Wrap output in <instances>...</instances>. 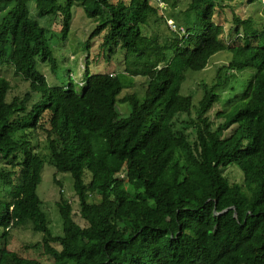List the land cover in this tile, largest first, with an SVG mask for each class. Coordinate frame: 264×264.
<instances>
[{
    "label": "trees",
    "instance_id": "1",
    "mask_svg": "<svg viewBox=\"0 0 264 264\" xmlns=\"http://www.w3.org/2000/svg\"><path fill=\"white\" fill-rule=\"evenodd\" d=\"M32 3L59 32L32 15ZM78 7L95 25L84 42L92 63L144 77L139 91L121 97L117 71L91 73L88 61L83 84L58 73L53 38L66 42ZM159 8L151 0H0V66L25 82L11 93L0 75V264H264V18L225 0H190L183 12L192 20L171 16L172 26ZM152 15L167 24L163 41ZM221 50L228 62L200 83L194 102L182 92L187 72ZM41 139L55 183L57 172L69 173L79 206L60 191L59 235L37 191ZM22 228L43 237L13 247Z\"/></svg>",
    "mask_w": 264,
    "mask_h": 264
},
{
    "label": "rangeland",
    "instance_id": "2",
    "mask_svg": "<svg viewBox=\"0 0 264 264\" xmlns=\"http://www.w3.org/2000/svg\"><path fill=\"white\" fill-rule=\"evenodd\" d=\"M156 5H159V12L160 14H164L168 17L167 24L172 25L173 22L171 20V16H178L180 21L187 22L189 20H192L193 16L189 15V17H186V13L183 12V10L187 7V4L190 0H151ZM226 2L230 3L231 6L234 8H238L242 13L249 12L248 8L252 10V14L259 13L264 18V0H225ZM32 15L39 19L42 25L44 26H50L53 31L59 32L60 25H55L53 22V18L48 17H39L37 14V11L35 9L34 4L31 5ZM76 10V12H75ZM73 10L74 16L72 18L71 28L68 34V38L66 42L57 41L56 38H53V49L55 54V62L59 68L58 73L61 74L62 72L72 73L80 84H83V75L86 67V62H90L89 69L91 73H97V72H110L116 70L119 74V77L121 81L123 82L124 87L122 92L120 93V96H124L125 94L132 92L133 90L139 91L141 85L143 82L140 80H144V77L137 76V77H131L128 76L123 71H119L117 69V66L115 63L111 62H103V60H100L97 64H93V58L90 57V53L87 48L84 46L85 40L88 38L90 32L94 28V24L90 21H88L81 10V8H75ZM6 11V9L0 10V18L3 15V13ZM186 18V20H184ZM176 20V19H175ZM179 21V22H180ZM150 22L152 25V30L157 31L160 34V40L163 41L166 39L167 34L169 33L167 29V24L162 22V20L158 19L157 16H150ZM173 26V25H172ZM226 28L228 30V25H226ZM234 30V28L232 27ZM171 36V35H170ZM100 42V41H99ZM99 42L94 43V47H97V44ZM93 45V44H92ZM91 45V46H92ZM90 50H92L90 48ZM103 53V52H102ZM115 54H118V56L121 55V52H115ZM94 55V53H92ZM230 58V53L228 51H217L215 52L209 59L208 64L205 68L192 71L189 70L186 74V78L184 80V84L182 86V92L192 93L194 102H197L203 91L200 83L202 81L205 82H211L213 80L216 68L220 67L222 64H226ZM41 69L46 73V75L49 77L50 80L53 82L57 81V78L54 74L53 69L49 64H41ZM0 75L5 76L10 79L11 83L13 84V87L11 89V93H17L19 91H22L24 89L25 82L21 81L20 78L15 74L12 65L9 63H6L2 66H0ZM232 85H235L236 87L239 86L236 80L231 81ZM224 86L220 89L223 96H226L229 90V85ZM121 96V97H122ZM119 110L121 114H126L128 111V106L124 102L118 103ZM41 155L45 158L46 163L42 170V179L41 182L37 188L38 194L43 201V204L45 206V210L48 215V225L52 231L53 234L59 235L62 233V223L60 216L58 214V209L56 206V201L60 198L61 192L63 196L68 198L73 204V208L75 212L78 211L79 206L77 204V199L74 196L73 192V180L69 173L65 172H57L56 178L61 181V186L59 187L58 184L55 183L53 178L54 168L49 162V155L48 150L46 147V142L41 139L39 143V149ZM234 166H237V180H240V167L238 164H234ZM231 168V167H228ZM226 168V169H228ZM62 190V191H61ZM61 191V192H60ZM92 206H89L88 209L90 210ZM76 218L79 221H82V219L76 215ZM14 238L11 240V244L13 247L19 248L22 244H28V245H34L37 241H40L43 237L42 232H33L30 229H16L13 231ZM30 254L32 256L38 257V253L35 252L33 249L29 250ZM23 254H26L23 252ZM41 257V256H40ZM44 261H46L49 264H71L70 262L65 263H54L52 260H50L47 257H41Z\"/></svg>",
    "mask_w": 264,
    "mask_h": 264
},
{
    "label": "water",
    "instance_id": "3",
    "mask_svg": "<svg viewBox=\"0 0 264 264\" xmlns=\"http://www.w3.org/2000/svg\"><path fill=\"white\" fill-rule=\"evenodd\" d=\"M234 215H236V212H234Z\"/></svg>",
    "mask_w": 264,
    "mask_h": 264
}]
</instances>
